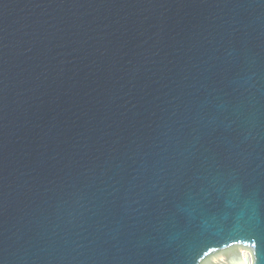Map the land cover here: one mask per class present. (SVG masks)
Wrapping results in <instances>:
<instances>
[{"label": "water", "instance_id": "water-1", "mask_svg": "<svg viewBox=\"0 0 264 264\" xmlns=\"http://www.w3.org/2000/svg\"><path fill=\"white\" fill-rule=\"evenodd\" d=\"M0 264H264V0H0Z\"/></svg>", "mask_w": 264, "mask_h": 264}]
</instances>
